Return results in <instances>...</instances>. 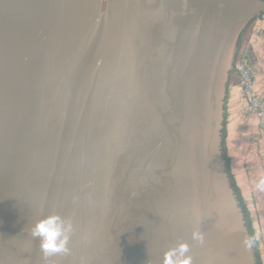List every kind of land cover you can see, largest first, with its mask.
<instances>
[{
    "label": "water",
    "instance_id": "95a60500",
    "mask_svg": "<svg viewBox=\"0 0 264 264\" xmlns=\"http://www.w3.org/2000/svg\"><path fill=\"white\" fill-rule=\"evenodd\" d=\"M264 0H0V264H260L224 159ZM72 224L44 257L42 218ZM202 239H194L193 233Z\"/></svg>",
    "mask_w": 264,
    "mask_h": 264
},
{
    "label": "crops",
    "instance_id": "0c3cea01",
    "mask_svg": "<svg viewBox=\"0 0 264 264\" xmlns=\"http://www.w3.org/2000/svg\"><path fill=\"white\" fill-rule=\"evenodd\" d=\"M238 56L248 64L255 90L264 99V17L250 26ZM245 106L241 79L235 74L226 101V148L264 262V188L258 184L264 177V118L245 113Z\"/></svg>",
    "mask_w": 264,
    "mask_h": 264
},
{
    "label": "clouds",
    "instance_id": "9594fccd",
    "mask_svg": "<svg viewBox=\"0 0 264 264\" xmlns=\"http://www.w3.org/2000/svg\"><path fill=\"white\" fill-rule=\"evenodd\" d=\"M259 186L264 188V177L259 182ZM72 224L66 221L59 214H51L40 219L31 229V234L40 242V248L44 257L52 254L68 253L67 247ZM194 239H202L199 233H193ZM189 251L187 243H180L177 247L169 249L164 255L163 264H191V257L186 255Z\"/></svg>",
    "mask_w": 264,
    "mask_h": 264
},
{
    "label": "built area",
    "instance_id": "2783aa9c",
    "mask_svg": "<svg viewBox=\"0 0 264 264\" xmlns=\"http://www.w3.org/2000/svg\"><path fill=\"white\" fill-rule=\"evenodd\" d=\"M264 17V16H263ZM235 71L242 82V93L245 100V113L264 118V99H262L254 87V79L248 64L243 60L236 62Z\"/></svg>",
    "mask_w": 264,
    "mask_h": 264
},
{
    "label": "trees",
    "instance_id": "16d2710c",
    "mask_svg": "<svg viewBox=\"0 0 264 264\" xmlns=\"http://www.w3.org/2000/svg\"><path fill=\"white\" fill-rule=\"evenodd\" d=\"M262 18H263V16L258 17L257 20H261ZM254 22H255V21H254ZM254 22H253V23H254ZM253 23H252V24H253ZM252 24H251V25H252ZM251 25H250V26H251ZM249 28H250V27H249ZM249 28H248V30H249ZM248 30H247V31H248ZM247 31L245 32V34L247 33ZM245 34H244V35H245ZM243 37H244V36H242V37L240 38L239 47L241 46V42H242ZM238 57H239V56H238ZM238 60H240V59L238 58L237 61H238ZM235 74L238 76V74L236 73V71H234V72L232 73V76H231L230 82L233 80ZM238 77H239V76H238ZM241 83H242V82H241ZM228 87H229V86H228ZM226 136H227V129H226V124H225V129H224V159H225L226 164H227V170H228V173H229V175H230V178H231V181H232L233 187H234L236 193L238 194V197H239V199H240V201H241L242 207L244 208V211H245V214H246V217H247V221H248V224H249V227H250V231H251V234H252V238H253V240H254V242H255V245H256V248H257V258H258V261H259L260 264H264L263 259H262V257H261V253H260V251H259V242H258V240H257V238H256L255 231H254V228H253V226H252L251 218H250V216H249V212H248V210H247V207L245 206V203H244L243 198H242L241 193H240V189L238 188V186H237V184H236V181H235V178H234V176H233V174H232V171H231V160H230V157L228 156V152H227V148H226Z\"/></svg>",
    "mask_w": 264,
    "mask_h": 264
}]
</instances>
